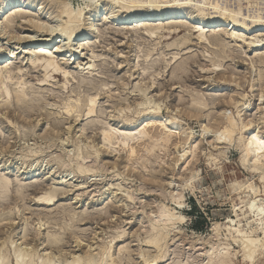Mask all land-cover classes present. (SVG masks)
<instances>
[{
    "label": "rangeland",
    "instance_id": "1",
    "mask_svg": "<svg viewBox=\"0 0 264 264\" xmlns=\"http://www.w3.org/2000/svg\"><path fill=\"white\" fill-rule=\"evenodd\" d=\"M7 1L0 0V6ZM22 1L25 3L24 6L20 3L15 9L10 7V12L7 10V16L0 19L1 30L3 29L5 34V37L0 40V46L1 43L3 44L0 51L13 52L12 59L2 64L0 68H9L13 72L20 67L22 52L28 46L27 43L18 42L16 37H28L32 38V41L50 40L49 48H56L66 42L65 36L60 32L52 36L49 32L35 33L36 31L31 26L24 25L19 17L22 14L26 16V20L36 19L47 23L45 21L48 13L52 9L55 10L52 7L53 4L49 3L51 0H20ZM54 1L69 4L74 9L84 7L83 0ZM223 3H227L226 5L234 10L240 7L243 9L242 13L250 18L264 17V0H227ZM39 6L42 10L38 9ZM14 13H18L19 16L15 14L13 17ZM6 18H8L7 22H4ZM181 19L182 17L173 22H180ZM97 20V34L93 36L94 38L87 40L85 45L83 44V49L86 47L84 54L90 50L100 56L95 63L96 76L90 78L85 73L82 75L80 72L82 66L79 67L78 61L69 67V83L61 78H55L51 84L46 83L45 86L39 87L40 84L37 83L43 76L42 73L32 72L26 68V76L23 78L25 79L23 80L25 96L27 95V99L36 100L31 116L21 114L20 111L14 112L16 109L12 99L0 97V174L2 175L0 176L12 182L9 196L6 195L7 198L0 202V217L2 216L0 218V249L2 247L0 255L3 256V261H7L3 264H16L14 255L20 249H23L20 251L25 256V258L22 256L23 260H28L26 255L29 256L31 253L32 258L37 259L34 263L38 264L40 263L38 258L46 249L47 253L50 252L54 256L57 254L55 262L60 258L56 263L61 264L65 261L70 262L73 254L80 255L88 250L96 253L98 246L110 244L117 264H144L145 259H152V257L158 258L157 264H205L204 253L213 245L228 249L230 264H264V252L258 251L260 248L249 261L245 260L240 248L242 242H235L231 237L235 236L232 232L236 230L235 227L242 233L239 240L259 241L262 238L261 230L264 228L263 184L257 175H252L240 165V150L235 144L239 134H234L235 141L220 143L217 146L214 145V138H212L217 135L216 130L210 129L209 133L200 137L202 130L200 124L213 123L216 118H219L217 114L223 109L238 123L239 114L240 118L245 121L252 120V125L255 123L257 125L261 115L259 109L264 107V65L257 64V57L264 54V46L247 48V42L250 41L249 38L254 40L253 36L245 37L247 40L245 43L226 40L221 35V41H224L222 44L225 45L217 46L213 45L209 34L207 38L212 43L211 46L199 45L195 39L197 33L190 31L189 35V31L184 27L177 35L179 38L176 35L168 36L165 31L159 30L157 38L149 39L141 33L142 30L120 29L101 18ZM172 24L174 25L170 23L165 26H173ZM47 25V28H54L57 22L54 20ZM183 32L185 35L188 34V38H192L186 45L181 43V37H185ZM161 35L165 37L159 40ZM262 38L264 39V36L259 39ZM62 50V56L69 52L67 47H63ZM149 52L151 53L148 54ZM90 53H87L85 59L90 56ZM145 56H149L147 60ZM224 56L226 59L223 58ZM87 61L88 59L80 63ZM251 61H255L254 72L248 65ZM220 62L222 67L218 69L220 73L209 71L213 68L212 64H220ZM217 73L218 76H216ZM180 75H183V78ZM219 76L223 78L220 79ZM224 79L230 82L223 85ZM230 79L234 82L232 83ZM12 81L16 82L17 79L13 78ZM12 84L9 86L11 90ZM210 84H217L215 92H209ZM143 85L150 88L145 94L138 93L140 91L136 89L137 87L147 88ZM95 94L98 95L96 96V112L91 118L87 119L78 112L72 117L63 114L62 108L67 99L80 100L81 108H83L86 97ZM145 96L152 103L150 107L157 105L162 107L164 116L167 115L165 108L169 109L168 115L170 113L174 115L175 112L177 117L180 112V119L177 117L179 124L188 129L191 136L198 141L197 152L193 159L188 157L185 160L187 155L184 158L179 157L183 154L180 151L182 146L177 145L175 148L172 145L169 148H163L162 151L155 149L149 153L150 155L147 154L148 156L144 154L142 159L132 161L131 165L126 167L125 149L121 146H113V149L107 152L108 149L101 148L100 137L103 130L113 129L127 131L130 134L135 133L130 131V122L139 121L142 115L146 114L142 112L146 106H139L140 108L137 106L145 101ZM36 97L39 99L38 102ZM232 98L238 108H234L232 104L230 106L226 104ZM6 99L9 108L4 110L2 105ZM195 99L206 105V109L200 108L203 112L196 111V113L194 109L190 110V107L194 106L192 102L196 103ZM119 107L124 112L119 113L117 110ZM9 109L13 112L8 115L7 120L3 115H5L4 112L7 115ZM194 115H196L195 118ZM262 130L258 134L259 140H264V129ZM187 147L186 145L183 148ZM99 148L103 150L97 151ZM78 155L83 160L77 158ZM77 166L85 170L84 174L76 173ZM190 174H196V178L194 177L185 185L191 177ZM249 183L258 188L261 193L251 195L250 190L244 191L238 188ZM16 184H19L18 187ZM50 191L56 193L51 205L40 206L37 199ZM178 192L182 195L181 207L175 206L176 203L172 197L179 194ZM253 196L257 198L254 199ZM252 200L254 203H250ZM255 206L261 210L259 217L253 214ZM163 207L170 209L175 216H182L184 220L175 221L176 225H172L173 227L157 228L161 229L159 230L162 234H166L163 235L166 240L161 241V247L157 251L151 246H146L145 243L149 240V236L153 237L159 231L152 230L153 233H151L150 225ZM228 220H234L232 226H228ZM213 224L218 225L217 232L213 231ZM228 227L233 229L228 230ZM116 236H122V238L119 239ZM20 238H24L23 241ZM53 238L59 243L49 247V240ZM77 243L80 244L79 247ZM30 246L39 247L35 250ZM89 246L93 248L89 249ZM163 246L165 249L162 248ZM27 249H29L28 252L32 249V252L28 254ZM166 253L168 258H161Z\"/></svg>",
    "mask_w": 264,
    "mask_h": 264
},
{
    "label": "bare ground",
    "instance_id": "2",
    "mask_svg": "<svg viewBox=\"0 0 264 264\" xmlns=\"http://www.w3.org/2000/svg\"><path fill=\"white\" fill-rule=\"evenodd\" d=\"M56 1H58V0H56ZM224 1L227 2V0H215V1L212 0V2L210 0H203L200 2H196L195 0H83L84 7L74 9L71 5L64 4V2L58 3L60 1L55 2L54 0H51L49 3L53 4L52 7H54L55 10L50 7L52 9V11L50 13H48V15H47V19L45 21L47 23H42L40 21H37L36 19L26 20L25 19L26 16L24 17V15H22V14H21L22 15L21 16L19 12L18 13L20 16L18 15V13L17 14L14 13L13 17H15V14L17 16H19L22 19L23 24L24 25L27 24V25L31 26L33 28V30L36 31L35 33L40 34V32L41 33L42 32H49L50 33L49 35L52 36L54 33L60 32L61 35L65 36L66 42H65V44H63L61 46H57L56 48H54V47L49 48L50 47V40L32 41V38H28V37L25 38V37H21V36L16 37L18 42L22 41L23 43H27L28 46L22 52L23 57L21 60L20 67L16 68L15 72H13L9 68H5V67H4V69L0 68V88H1L0 89V97L2 96L4 99L5 98L12 99L13 104L15 106L14 109H16V111H14V112L20 111L21 114L25 113V115L30 114V116H31V113H33L34 109H35V105H36L35 101L36 100L27 99L26 98L27 95L25 96L26 90H24L25 84L23 81L25 79H23V78L26 76V74H25L26 68L30 69L29 71L32 70V72L42 73V75H43L41 77L42 79L40 78L39 83H37V84H40L39 87L45 86L46 83L51 84V81L54 80L55 78H58V79L61 78L64 80V82L69 83V81H68L69 76H70V72L68 71L69 67L71 65H74L78 61H79L78 62L79 67L82 66L81 71H80L82 75L85 73L90 78L91 77L93 78L94 76H96L94 74V72H97V71H95V63H96V61H98L100 56L95 55V53H93L90 50H88V51L86 50L87 53H90V52L91 53H90V56L85 59V56H87V53H85V54L83 53L84 49L86 48V47H84V49H83V46L85 45L84 43L87 40L91 39L95 34H97L96 33L97 32L96 25H97V21H98L97 19L98 18L99 19L101 18L105 21L113 23V24H115L116 27H118L120 29L121 28H123V29H134L136 31L142 30L143 32H141V33H143V35H145L149 39L157 38V35L159 36V33H158L159 30L165 31V34L167 33L168 36H171V35L177 36L181 32L180 29L184 27V28H186L185 30L189 31V33H188L189 35H190V31L197 33L196 34L197 36L195 39L199 45H210V44L214 43L213 45L224 46L225 44L224 45L222 44V42H224V41H221V36H224V38L226 40L231 39L235 42L237 41V42H245L246 43L247 40L245 37L253 36L254 40H252V38L251 39L249 38L250 41L247 42V48H252V47L258 48L259 46H264V39L263 38L261 40L259 39V38L264 36V17H257V16L254 17L253 16L252 18H250L246 14L244 15L242 13L243 9H241L240 7L235 9V10L230 9L226 5L227 3H225V4L223 3ZM44 2L45 1H43V3ZM20 3L22 4V6L25 5L24 1L20 2V0H8L5 4L3 3V5L0 6V19L7 16L6 15L7 10H9L10 7H12L11 9H13V8L15 9V7H19ZM45 5H46V3H45ZM144 5H152V6L145 7ZM102 8H104L103 11H102ZM38 9L42 10V7L38 8ZM9 12H10V10H9ZM13 17H11V18H13ZM180 17H182L180 22H173L175 20L180 19ZM7 19L8 18H6L4 22H7ZM54 20H55V22H57V26L54 28L53 27L47 28L46 27V26H48L47 24L53 22ZM170 23H174V25L172 24L173 26H165V25H168ZM1 24L2 23H0V40L5 37V34L3 33L4 30L3 29L1 30ZM52 25H54V24H52ZM131 31H133V30H131ZM138 34H140V33H138ZM188 34L186 33V35H185V33H184L185 37L180 36L182 38V40H181L182 45L183 44L186 45V43L190 42L189 39H192V38L187 37ZM207 34H209L208 36L210 37V40L212 41V43H210V40L207 38ZM163 37H165V36L161 35L159 37V40H160V38H163ZM255 38H256V40H255ZM14 39H15V37H14ZM153 40H152V43H153ZM156 41H158V40H156ZM177 42H179V41H177ZM175 43H176V41H175ZM2 45L3 44L1 43V46ZM151 46H153V45H151ZM179 46H181V45H179ZM63 47L69 48V52H67V54L65 53V55L62 56L61 54L63 53V50H62ZM225 51H227V50H225ZM221 52H222V50H221ZM150 53L151 52H149L148 54H150ZM229 53H230V51H229ZM12 54H13V52H10V51L8 53L6 52V50L0 51V66L4 63H7L9 60H11L12 56H13ZM149 56H145L146 60H147V57H149ZM145 57H144V59H145ZM223 58L226 59L225 56ZM87 59H88V61L86 63H82V64L80 63V61L84 62V60H87ZM221 62H223V61H221ZM221 62H220V64L219 63L215 64L216 62L214 64H212L213 68H212V70L210 69L209 71L220 73L221 71L218 69H220L219 67H221ZM257 62H258L257 64L264 65V54H261L257 57ZM210 63H211V61H210ZM248 65L252 69L251 71L254 72L253 68H255V61L249 62ZM24 68H25V70H24ZM176 73H177V71H176ZM218 73L216 76H218ZM232 75H233V73H232ZM180 76L182 77L183 75H180ZM230 76H231V73H230ZM80 77H82V76H80ZM219 77H220V79L223 78L222 76H219ZM13 78H16L17 81L16 82H14L15 80L12 81ZM231 79H233V78H231ZM217 80H219V79H217ZM172 81H174V80H172ZM12 82H14V83L12 84ZM228 82H230L228 79L222 80L223 85L227 84ZM231 82L233 83L234 81L231 80ZM25 83H26V81H25ZM252 83H253V81H252ZM10 84H12L11 86H13V88L11 87L12 90L9 88ZM62 86H64V84ZM140 86H142V85H140ZM143 86H146V85H143ZM209 86L211 87L209 92H215L216 91L215 88L217 87V84H210ZM124 87H126V85ZM42 88H44V87H42ZM149 88H150V86L147 88L137 87L136 89H138V91H140V92L137 91L138 93L142 92L143 94H145V92H147V90ZM143 94H142V97H144ZM96 96H98V95L95 94L94 96H87L83 102V105H82L83 108H81V104L79 102L80 100L71 101L70 98L67 99V101L65 102L64 105L62 103L63 108L61 105V108L63 109V112H64L63 114L68 116V117L69 116L72 117V115L77 114V112H78L79 114L82 113L83 116H85L87 119L91 118L92 115L96 112L95 111L96 98H97ZM76 97H77V95H76ZM7 99L3 105L1 103L2 107H4L3 108L4 110L9 108V105L6 104L8 101ZM35 99H37V97ZM38 100L39 99H37V102H38ZM199 100H200V98H199ZM4 101L5 100H3V102ZM195 101H196V99H195ZM201 101H203V100H201ZM228 101L229 102L226 103L227 105L230 106V104H232V105H234V108H238L236 103L234 102L233 98L231 101L230 100H228ZM194 103L195 102H192V104L194 106H193V108L190 107L191 108L190 110L194 109L193 111H195V112L196 111L203 112V111H200V108L202 109V108L206 107L204 102L200 103L199 101H196V103L195 104ZM151 104H152L151 101L148 100V98L146 97L145 101L141 102L140 105H137L138 107L139 106H141V107L146 106L144 108V110H142V112L143 113L146 112V114H143L141 118L139 117L140 118L139 121H135L133 123L130 122V126H131V128L129 127L130 131H134L135 133L131 132L132 134H130V133H127V131L113 130V129H111L110 131L109 130H103V131L101 130L102 131L101 132L102 134L100 137L101 148L108 149V151L104 149L107 152H109V149H111V148L113 149V146L114 147H117V146L120 147L121 146L122 149H125L126 150V155H125L126 157H125L124 161L126 163V167H127V165L130 164V162L142 159L144 157V154L150 155L149 153H151L155 149H158V151L159 150L162 151L163 148H169V146H172V145L175 146V148L177 145L182 146V150H180V151H182L183 154L180 155L179 157L184 158V156L187 155L186 158H184L185 160L188 157L189 158L192 157V159H193L195 157V153L197 152L196 150L198 147V143H197L198 141L191 136V133L188 131V129H185L184 127H182L179 124L177 117L179 118V116L181 115L180 112H179V116H177V117H176L177 113L175 114V112H174V115H172L173 113L172 114L170 113L171 115L170 114L168 115L169 109L165 108V110H166L165 112L167 113V115L164 116L163 115V109L161 106L157 105V106L150 107ZM261 104L263 105V103H261ZM261 104H259V105L261 106ZM117 106H114V107H117ZM197 106L199 108H197ZM36 107H38V105ZM141 109H143V108H141ZM186 109L188 110L189 108H186ZM258 109H259V107H258ZM114 110H115V108H114ZM117 110L119 111V113H122V111L124 112V110H122V108H120V107ZM259 110H261V115H259L258 123H257V125H255L256 123L254 125H252L253 124L252 120L245 121L244 119L240 118L239 114H238V117H239L238 118L239 123H238L235 120V118L231 116L230 113H227L223 109L217 114L219 118H216L215 121H213V123H211V124H207V123L205 124L204 123L205 125H203L202 123L200 124V127L202 128L200 137H204L206 135V133H209L210 129L216 130L218 133L215 132L217 135L212 137V138H214L213 139L214 145L216 144V146H217L220 143H225V142L231 143L232 141H235L234 134L238 133L239 136H238L235 144L240 150L239 151L240 152V156H239L240 165H241V167H243L245 170H247L252 175L253 174L257 175L259 181L263 184V188H264V140L263 139L259 140L260 137L258 135V134H260V131L262 129H264V107L262 106ZM179 111H181V110H179ZM12 112L9 109V111L7 112V115H6V112H4L5 115H3V117L5 116L6 119L8 120V115L12 114ZM137 112H138V110H137ZM140 113H141V111H140ZM122 115H125V114H122ZM135 115H137V113H135ZM188 116H190V115L188 114ZM76 117L78 118V116H76ZM195 117H196V115H194V118ZM235 117H237V116H235ZM190 118H192V116H190ZM24 121L26 122V120H24ZM259 126H261V127H259ZM192 140H193V142H191ZM66 141H68V140H66ZM50 142H52V141H50ZM53 144H54V142H53ZM186 145L188 147L183 148ZM100 150H103V149L99 148L97 151H100ZM92 151L94 152V150H92ZM110 151H112V150H110ZM77 158L82 159V157H80L79 155L77 156ZM192 159L190 161H192ZM187 161H189V160H187ZM187 161H186V164H187ZM257 161H259V163H257ZM214 162H215V160H214ZM82 164H84V163H82ZM145 164H143V165H145ZM77 168L78 169H75V171L78 170V171H76V173L77 172H80V173L85 172V170H83L82 167L77 166ZM133 170H135V169H133ZM190 175H191V177L185 182V185H187L186 183L188 181L194 179V177L196 176V174H190ZM1 176H0V202H3L2 200L4 198H7L6 195L9 196V194H10V193L8 194V192L10 191L9 188H10V185L12 182L7 180L5 177H1ZM17 185H19V184H16V186ZM30 186H33V185H30ZM182 187H181V189H182ZM238 188L241 190H244V191H246L247 189L250 190L251 195H253V194L256 195V194L261 193V191H259L258 188L253 186L252 183H249L246 186H239ZM15 191H17V190H15ZM19 191H21V190L19 189ZM53 191H54V189H53ZM53 191L47 192L37 199L39 201L40 206L41 205H45V206L51 205V202L55 198V195H54L55 192H53ZM14 194H15V192H14ZM15 195H18V194L16 193ZM181 196L182 195L180 193L176 194L175 196H172L174 202L176 203L175 206H177V207H181V203H182V202H180ZM21 197H22V195H21ZM253 198H254V196H253ZM256 198H254V199H256ZM17 199H19V198H17ZM173 200H172V202H173ZM253 200L250 203H254ZM251 208H252V206H251ZM248 209H250V208L248 207ZM253 212H254L253 214H255L256 217H259L261 215V210L257 209L256 206L254 207ZM182 219H183L182 216H175V214L172 213L170 209L163 207L162 209L159 210L158 215L156 216L154 221H152V223L150 225L151 226L150 231H151V233H153L152 230L158 231L160 228L159 229H157V228L160 226L163 227L161 229H165L166 227L176 225V224H174V222L175 221H181ZM233 222H234V220H228L227 221L228 226H232ZM229 228L230 227H228V230H229ZM262 228H263V226H262ZM212 229H213V231L217 232L218 225L213 224ZM231 229H233V228L231 227L230 230ZM234 229H236V230H234L232 232L235 233V236L231 234L232 235L231 237L233 238V240L235 242H238V243L242 242V243H240V244H242L241 245L242 247L240 246V248L243 252V258L245 260L249 261V259L252 258L253 254H255V252L258 248H260L258 251L264 252V228L261 230L262 238L261 239L259 238L260 239L259 241L258 240L257 241L256 240H249V239L247 241H245L246 239H244V241H241L242 239L239 240V238H240L242 233L240 232L239 229H237L235 227H234ZM160 230L157 232L156 235L154 234L155 236L152 235L153 237H151V236H149V234H147L149 236V240L146 241V243H145L146 246H151V247L157 249V251H158V249L161 247L160 243H162L161 241H163L165 239L164 236L166 235L165 233H164L165 235L162 234ZM171 231L172 230H170V232ZM11 236H12V234H11ZM117 238L120 239V238H122V236H118ZM243 238H244V235H243ZM22 239H24V238H22ZM147 239L148 238H146V240ZM58 243H59V241H57L56 239L53 238L52 240H49L48 246L49 247H51L53 245L56 246ZM79 243H77V247H79V245H80ZM165 243H167V241ZM13 245H14V242H13ZM25 246H27V245H25ZM33 247L34 246H30V248H32V249H33ZM98 247L99 248H98V251L96 253H92L91 250L90 251L88 250V251H86L80 255L75 256L73 254L72 258L70 259V262L65 261L61 264H117V260H116V258H114L113 252L111 251L113 249L111 244L108 246L102 245V246H98ZM37 248H35V250ZM91 248H93V247H91ZM91 248L89 246V249H91ZM162 248L165 249L164 246ZM162 248L160 250H162ZM166 248H168V247H166ZM1 249H2V247H1ZM29 249H27V251L25 250L28 254L32 250L31 249L28 252ZM16 250H18V249H16ZM20 250H23V249H20ZM20 250L17 253H15L16 255H14L16 264H35L34 261L36 258L33 259L32 258L33 256L31 253L29 254V256L26 255V257H28L27 258L28 260H23V258H22L23 253H21L22 251H20ZM96 250H94V251H96ZM36 253H37V251H36ZM162 254H160V255H162ZM34 255H35V252H34ZM41 255L42 256H40V258L37 257L40 260V263H38V264H57L58 259H60V258H58L56 261L57 263H56L55 257L57 256V254H56V256H54L50 252L47 253L46 249H45V252H43ZM165 255L161 256V258H163V259H165V257L168 258L167 253ZM204 255L206 256V263L205 264H230L228 249L225 247L221 248L219 246L213 245L210 247L209 251H206L204 253ZM23 257L25 258V256H23ZM2 258H3V256L1 257V255H0V264H3V262L5 261V260L3 261ZM20 259H22V260H20ZM5 262H7V261H5ZM143 262H144V264H157L158 258H156V257L155 258L152 257V259L147 258V260L145 259ZM159 262H160V260H159Z\"/></svg>",
    "mask_w": 264,
    "mask_h": 264
},
{
    "label": "snow or ice",
    "instance_id": "3",
    "mask_svg": "<svg viewBox=\"0 0 264 264\" xmlns=\"http://www.w3.org/2000/svg\"><path fill=\"white\" fill-rule=\"evenodd\" d=\"M145 7H148V6H152V5H144ZM257 163H259V161H257Z\"/></svg>",
    "mask_w": 264,
    "mask_h": 264
}]
</instances>
